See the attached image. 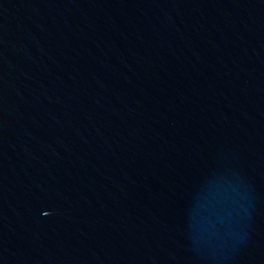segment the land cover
Segmentation results:
<instances>
[{
    "label": "water",
    "instance_id": "obj_1",
    "mask_svg": "<svg viewBox=\"0 0 264 264\" xmlns=\"http://www.w3.org/2000/svg\"><path fill=\"white\" fill-rule=\"evenodd\" d=\"M0 264H264V0H0Z\"/></svg>",
    "mask_w": 264,
    "mask_h": 264
}]
</instances>
